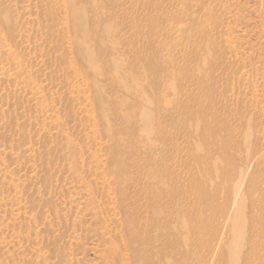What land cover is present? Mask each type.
<instances>
[{
	"label": "rangeland",
	"instance_id": "rangeland-1",
	"mask_svg": "<svg viewBox=\"0 0 264 264\" xmlns=\"http://www.w3.org/2000/svg\"><path fill=\"white\" fill-rule=\"evenodd\" d=\"M0 264H264V0H0Z\"/></svg>",
	"mask_w": 264,
	"mask_h": 264
},
{
	"label": "bare ground",
	"instance_id": "bare-ground-1",
	"mask_svg": "<svg viewBox=\"0 0 264 264\" xmlns=\"http://www.w3.org/2000/svg\"><path fill=\"white\" fill-rule=\"evenodd\" d=\"M76 17V14H75V16L73 17V19ZM106 31V30H105ZM90 47V46H89ZM94 57V56H93ZM145 102V101H144ZM145 112H144V110H143V114H144ZM146 114V113H145ZM145 119H147V118H145ZM148 121V120H147ZM146 124H148V123H146ZM242 229V228H241Z\"/></svg>",
	"mask_w": 264,
	"mask_h": 264
}]
</instances>
